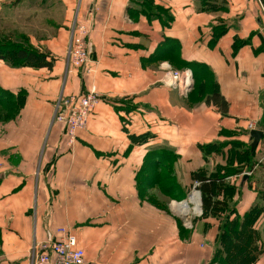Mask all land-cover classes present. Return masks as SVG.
I'll return each mask as SVG.
<instances>
[{
    "label": "crops",
    "instance_id": "1",
    "mask_svg": "<svg viewBox=\"0 0 264 264\" xmlns=\"http://www.w3.org/2000/svg\"><path fill=\"white\" fill-rule=\"evenodd\" d=\"M208 3L218 9L202 11L201 0H0V25L20 23V36L55 59L49 70L0 61V88L24 95L14 119L0 112V264H28L32 246L57 228L73 232L85 264H210L216 221L174 205L190 208L191 175L226 166L231 143L250 147L252 130L262 132L254 166L228 181L240 217L262 204L264 2ZM73 24L90 30L89 74L66 63ZM235 39L245 43L234 52ZM163 64L192 73L186 96L162 84ZM205 73L225 113L205 102ZM91 90L100 101L70 148L53 107ZM216 143L226 146L204 157L200 146ZM260 223L255 264H264Z\"/></svg>",
    "mask_w": 264,
    "mask_h": 264
},
{
    "label": "trees",
    "instance_id": "2",
    "mask_svg": "<svg viewBox=\"0 0 264 264\" xmlns=\"http://www.w3.org/2000/svg\"><path fill=\"white\" fill-rule=\"evenodd\" d=\"M201 1V10L204 12H213L218 9L213 5L208 6L209 0ZM260 1L264 2V0ZM217 29L219 32L216 37L225 31L222 26ZM15 37L17 38L13 39L0 32L1 62L10 68L51 69L55 59L49 53H41L34 49L23 36ZM243 43L245 41L235 39L232 45L233 51H237ZM199 83L201 87L213 89L211 96L207 97L205 102L216 106L221 113H225L226 104L214 90L215 84L210 78V74L202 75ZM208 83L210 86H205ZM23 102V92L14 95L0 88V112L3 111L1 120L14 119L23 106ZM225 146L222 143L209 144L200 146V150L204 157H208L210 154L221 153ZM242 148L241 144L231 143L232 152L228 156L226 166H216L211 173L201 169L191 175V181L197 184L196 189L200 194V218H211L217 223L216 246L210 264H255L261 252L258 245L259 234L254 226L255 224L261 225L260 220L264 217V195H261L262 204L259 207L255 205L240 217L235 211L233 202L234 195H238L239 192L236 193V187L228 181L241 176L242 170L248 171L254 166L252 161L254 153L250 152L248 146L239 150ZM235 157L240 161V167L233 164ZM170 170V168H166L162 174L171 177Z\"/></svg>",
    "mask_w": 264,
    "mask_h": 264
},
{
    "label": "built area",
    "instance_id": "3",
    "mask_svg": "<svg viewBox=\"0 0 264 264\" xmlns=\"http://www.w3.org/2000/svg\"><path fill=\"white\" fill-rule=\"evenodd\" d=\"M69 31L66 63L74 70L89 74L94 68L91 45L87 40L90 30L83 24H73ZM161 69L164 72L162 84L186 96L190 91L192 73L189 70L172 69L167 64L161 65ZM99 101L100 97L94 90L86 94L57 99L53 107V120L63 127L68 147H73L76 142V133L85 129ZM253 128L254 125L249 126L250 130ZM193 194H197V191ZM190 199L191 197L189 202ZM197 205H199V199ZM198 213L201 214L200 209ZM55 234L56 237H49L45 242L32 246L28 255V264H85L84 251L77 245L73 232L65 228H57Z\"/></svg>",
    "mask_w": 264,
    "mask_h": 264
},
{
    "label": "rangeland",
    "instance_id": "4",
    "mask_svg": "<svg viewBox=\"0 0 264 264\" xmlns=\"http://www.w3.org/2000/svg\"><path fill=\"white\" fill-rule=\"evenodd\" d=\"M16 8L14 9L13 13H16ZM11 11V10H10ZM9 11V12H10ZM20 25V23H19ZM19 25H17L16 22H6L4 25H0V31L1 33L3 34H6L8 36H11L13 39H16L17 35H20V28H19ZM161 67V66H160ZM10 68V67H9ZM11 69V68H10ZM193 87V77H192V82H191V85H190V89ZM166 201H169V200H166ZM163 203H165V200H162V205ZM171 203V202H170ZM169 203L168 205V208L169 210H171V212L173 211V208H172V205ZM190 215H189V218L191 219V217H198L199 215L201 216V214L197 213V212H194L193 210V206L191 205L190 206ZM198 215V216H197Z\"/></svg>",
    "mask_w": 264,
    "mask_h": 264
},
{
    "label": "bare ground",
    "instance_id": "5",
    "mask_svg": "<svg viewBox=\"0 0 264 264\" xmlns=\"http://www.w3.org/2000/svg\"><path fill=\"white\" fill-rule=\"evenodd\" d=\"M190 203L193 205V210L194 212H198V198L196 197V194H194L191 199H190ZM174 209L177 210L179 212V214H181L182 216H186L189 212H190V208L189 206H187L186 204H181V205H174ZM186 218V217H185Z\"/></svg>",
    "mask_w": 264,
    "mask_h": 264
},
{
    "label": "water",
    "instance_id": "6",
    "mask_svg": "<svg viewBox=\"0 0 264 264\" xmlns=\"http://www.w3.org/2000/svg\"><path fill=\"white\" fill-rule=\"evenodd\" d=\"M249 136L251 138V144H250V147H249V150L250 152H253L254 149L256 148L259 140L261 139L262 137V132L261 131H258V130H252L250 131L249 133ZM244 178H246V176H244ZM197 196H198V199H199V208L200 209V206H201V201H200V195H199V192H197Z\"/></svg>",
    "mask_w": 264,
    "mask_h": 264
}]
</instances>
